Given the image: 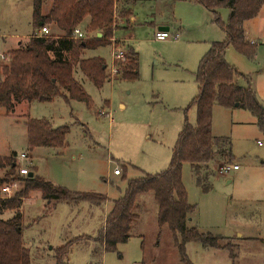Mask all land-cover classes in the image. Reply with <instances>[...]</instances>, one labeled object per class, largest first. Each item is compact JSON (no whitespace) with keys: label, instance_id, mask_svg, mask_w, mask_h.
<instances>
[{"label":"rangeland","instance_id":"374dc122","mask_svg":"<svg viewBox=\"0 0 264 264\" xmlns=\"http://www.w3.org/2000/svg\"><path fill=\"white\" fill-rule=\"evenodd\" d=\"M120 1L113 9L116 32L110 44L81 55V59L100 58L106 65L107 80L100 89L83 77L79 81L88 105L55 97L30 106L22 103L13 112L0 108V159L26 154L30 160L17 165L52 186L72 194L102 195L110 202L95 206L87 202L53 204L42 199L38 191L29 192L19 212L30 264H55L61 246L68 248L60 257L62 264H178L171 234L166 229L158 234L151 194L138 198L139 220L127 242L104 253L98 238L111 202L123 196L126 181L165 171L183 125H195L196 110L191 106L196 95L194 75L211 44L224 41L225 35L210 13L189 0H133L130 10L135 22L119 18ZM166 3L173 10L172 20H167ZM45 4L46 11L49 0ZM218 15L225 23L228 10L221 8ZM261 16L243 25L250 28L254 56L249 59L230 46L225 60L243 75L238 84L246 85L249 80L264 106V35L259 37L264 32V13ZM160 28L168 29L170 39L160 42L153 38ZM80 30L85 32L84 26ZM33 31L32 0H0L2 51L9 54L18 44H26ZM52 32L49 29L50 35ZM129 47L138 55L135 81L121 80V74L109 71L112 62L116 69L124 62L112 60L113 49L127 52ZM81 76L76 73L74 78ZM28 119L48 122L53 129L68 128L65 145L29 149L24 126ZM211 131L214 137L229 139L239 172L220 174L224 164L215 160L207 171L211 188L203 192L195 184L189 164L182 165L187 202L194 206L189 226L212 235L229 231L233 236L234 229L250 221L252 231L264 238V136L255 118L238 108L214 107ZM115 168L120 169V177L113 176ZM8 171L0 170V178H9ZM12 215L6 212L2 218ZM236 242L228 241L235 260L226 251L203 249L198 243L186 244L185 251L192 264H264V242L239 244L238 248Z\"/></svg>","mask_w":264,"mask_h":264},{"label":"trees","instance_id":"16d2710c","mask_svg":"<svg viewBox=\"0 0 264 264\" xmlns=\"http://www.w3.org/2000/svg\"><path fill=\"white\" fill-rule=\"evenodd\" d=\"M45 1L32 0V25L35 31L29 35L26 44H18L16 49L9 52L8 62L0 66V108L6 113L13 112L22 103H46L55 97L88 105L89 98L81 86V79L74 78V75L80 73L96 89H100L107 80L106 65L102 59H81V55L110 44L116 32L113 9L116 8L117 0H49L46 11L43 10ZM191 1L212 15L213 22L222 30L225 40L211 44L199 62L194 75L196 95L191 102L196 110V123L194 126L183 125L172 149L168 168L156 175L126 181L123 196L111 202V209L98 238L104 253L115 251L117 245L133 236L132 227L139 220L136 214L139 205L137 200L151 194L156 205L158 234L160 236L165 229L171 234L178 264H192L185 251L188 243H198L203 249L224 250L235 260L227 239L202 233L195 226H189L194 206L187 202L181 169L184 163L189 164L195 184L207 192L211 188L208 166L215 160L222 161V164L232 161L229 139L212 135L214 107L234 109L237 105L238 109L248 111L255 118L258 131L264 136V106L257 100L248 80L245 86L237 84L243 75L225 60L226 50L230 46L249 59L254 56V46L245 38L243 25L258 15L264 7V0ZM221 8L228 10L225 23L220 21L218 15ZM128 17V11L120 12V19ZM83 26L85 32L80 30L83 39H75L73 31ZM43 27L50 31L53 29V34L38 36ZM117 66L122 80H137L138 55L131 48L127 50L124 62H119ZM24 126L29 149H56L65 145L68 134L66 127L53 129L48 122L34 119H28ZM13 157L0 159V170L8 168L6 176L16 178L11 160ZM4 180L0 178V185ZM22 180L23 188L16 197L0 199V264H30L29 250L22 241V215L19 212L29 192L38 191L42 199L53 204L87 202L95 206L108 202L102 195L72 194L34 174ZM6 212L13 213L12 217L3 219ZM141 249L144 250L143 242ZM57 250L61 255L56 256L55 264H62L60 257L68 253V248L61 246Z\"/></svg>","mask_w":264,"mask_h":264},{"label":"built area","instance_id":"2783aa9c","mask_svg":"<svg viewBox=\"0 0 264 264\" xmlns=\"http://www.w3.org/2000/svg\"><path fill=\"white\" fill-rule=\"evenodd\" d=\"M49 35V30L46 27H43L40 29V31L38 32V36H48ZM73 36L75 39H83V35L80 31V29L76 28L73 31ZM171 35L169 34L168 31H161V32H156L154 34V39L156 41H166L168 39H170ZM175 38H177V35L175 36ZM113 49V48H112ZM126 53L123 50H115L113 49V55H112V60H119V61H124ZM8 53L5 51H2L0 49V66L6 64L8 62ZM110 73L112 74H117L119 75V68L117 66V69L113 66V62L110 66ZM258 146H261V143H257ZM28 160V156H26V154H20L19 156H14L13 157V168L15 169V176L16 178L13 177H9L7 179H5L1 185H0V199H12L14 197H16V195L22 190L23 188V180L26 176L30 175V172L28 170V168L24 167V166H18L17 164L19 162L22 161H27ZM220 174L223 173H229L232 171H237L238 170V166L237 165H231V164H224L223 166H221L220 168ZM113 175L114 176H120L121 172L120 169L115 168L113 169Z\"/></svg>","mask_w":264,"mask_h":264},{"label":"crops","instance_id":"0c3cea01","mask_svg":"<svg viewBox=\"0 0 264 264\" xmlns=\"http://www.w3.org/2000/svg\"><path fill=\"white\" fill-rule=\"evenodd\" d=\"M189 1H191V0H189ZM117 3V2H116ZM134 3V1L133 0H123V1H120V7H121V11L122 10H125V11H128L129 12V17H128V19L127 20H129V19H133L134 20V22H135V17L134 16H132V14H131V10H130V8H131V5ZM170 3H166V4H164V8H165V11L167 12V20H172L173 18H172V14H173V10H172V12L170 11L171 9H170ZM264 13V7H262L261 9H260V11L258 12V15L255 17V19L257 18V17H260V19H262V14ZM155 17V13L153 12L152 14H151V18L153 19ZM126 21V20H125ZM133 22V23H134ZM246 24V23H245ZM244 24V25H245ZM161 31H168V29L167 28H160V30H158L157 32H161ZM244 32H245V38L247 39V41L250 43V44H253L254 45V43H253V39H251V37H248V36H251L250 34H251V31H250V28L249 27H245L244 26ZM261 32V31H260ZM259 32V33H260ZM263 35H264V32H261L260 34H259V37H263ZM29 37V36H28ZM261 37V38H262ZM154 38V37H153ZM5 41V40H4ZM129 48H131V47H129ZM2 49V48H1ZM132 49V48H131ZM125 52V51H124ZM126 53V52H125ZM78 79V78H77ZM80 79H82V76L78 79V80H80ZM122 80V79H121ZM247 81V80H246ZM249 81V80H248ZM237 84H238V80H237ZM239 85V84H238ZM196 86V85H195ZM241 86H245V85H241ZM25 105V104H24ZM31 105V104H30ZM30 105H28V106H30ZM123 108V106H120V108ZM212 132V131H211ZM258 143V142H257ZM258 145V144H257ZM233 158V157H232ZM30 160V158H29V156H28V160L27 161H29ZM234 159H232V165H237L238 166V164H236V163H233L234 161H233ZM35 168V167H34ZM122 169V168H121ZM123 170V169H122ZM124 172V171H123ZM232 172H239V168H238V170L237 171H232ZM30 174H32L31 173V170H30ZM33 175V174H32ZM114 176V175H113ZM115 177H120V176H115ZM110 202H108L107 204H109ZM105 206V205H104ZM196 229H197V227H195ZM198 230V229H197ZM238 230L241 232V233H238ZM199 231V230H198ZM203 233V232H202ZM214 236H219V237H221V238H225V239H227L228 241L229 240H236L237 239V242L235 243L236 244V246H237V248H238V245L239 244H242V245H255V244H263V242H264V238H262V237H260V234H258V233H254L253 231H252V227H251V223H250V221H248L247 222V224H246V226H242L241 228H238V229H234L233 230V236L231 235V233H229V231H227V233H225V232H223V233H219V234H214ZM239 237L241 238V239H239ZM210 250H214V251H216V249H210ZM220 251H224V250H220Z\"/></svg>","mask_w":264,"mask_h":264},{"label":"water","instance_id":"95a60500","mask_svg":"<svg viewBox=\"0 0 264 264\" xmlns=\"http://www.w3.org/2000/svg\"><path fill=\"white\" fill-rule=\"evenodd\" d=\"M97 37L100 38V34H98ZM237 107H238V106L235 105V108H237ZM31 176H32V174L29 175V177H31Z\"/></svg>","mask_w":264,"mask_h":264}]
</instances>
